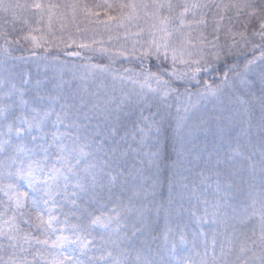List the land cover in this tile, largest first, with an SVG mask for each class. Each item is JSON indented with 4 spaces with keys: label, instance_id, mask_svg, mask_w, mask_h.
<instances>
[{
    "label": "snow or ice",
    "instance_id": "snow-or-ice-1",
    "mask_svg": "<svg viewBox=\"0 0 264 264\" xmlns=\"http://www.w3.org/2000/svg\"><path fill=\"white\" fill-rule=\"evenodd\" d=\"M0 41V264H264V0H0Z\"/></svg>",
    "mask_w": 264,
    "mask_h": 264
},
{
    "label": "trees",
    "instance_id": "trees-1",
    "mask_svg": "<svg viewBox=\"0 0 264 264\" xmlns=\"http://www.w3.org/2000/svg\"><path fill=\"white\" fill-rule=\"evenodd\" d=\"M30 2H32V0H30ZM44 2H49V0H44ZM50 2L56 3V2H58V0H50ZM85 2H87L89 4H97V3H103L104 0H85ZM108 2L111 3V2H114V0H108ZM101 15H103V10L102 9H101ZM35 34L39 35V33H35ZM15 55L16 56H20L21 53L20 52H16ZM25 55H27V53H25ZM60 59L63 60V59H71V58L70 57L61 56ZM25 67L33 75V77H36L37 75H39L40 78H44V75H45L46 71H47V74L49 76H51L54 72L57 71L55 68H52V67H50V68H48L46 70L43 63L40 64L39 71L37 70L36 65L31 64V63L27 64V66H25ZM20 69H24L23 65L20 66ZM208 139H209V142H210L211 137H209ZM203 142H204V138L203 137H201V139L199 141H197L198 144H203ZM168 152H169V154H171L170 147H169ZM165 195H166V191H165Z\"/></svg>",
    "mask_w": 264,
    "mask_h": 264
},
{
    "label": "rangeland",
    "instance_id": "rangeland-1",
    "mask_svg": "<svg viewBox=\"0 0 264 264\" xmlns=\"http://www.w3.org/2000/svg\"><path fill=\"white\" fill-rule=\"evenodd\" d=\"M0 43L2 44L3 43V41H0ZM25 66H27V64H23V67H24V69H19L20 71H22V72H29L27 69H26V67Z\"/></svg>",
    "mask_w": 264,
    "mask_h": 264
}]
</instances>
